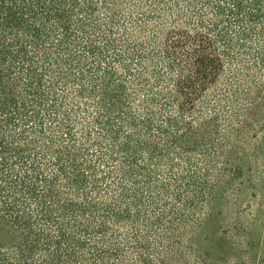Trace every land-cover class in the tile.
Here are the masks:
<instances>
[{
	"label": "trees",
	"instance_id": "obj_1",
	"mask_svg": "<svg viewBox=\"0 0 264 264\" xmlns=\"http://www.w3.org/2000/svg\"><path fill=\"white\" fill-rule=\"evenodd\" d=\"M255 125L264 0H0V264H188Z\"/></svg>",
	"mask_w": 264,
	"mask_h": 264
},
{
	"label": "rangeland",
	"instance_id": "obj_2",
	"mask_svg": "<svg viewBox=\"0 0 264 264\" xmlns=\"http://www.w3.org/2000/svg\"><path fill=\"white\" fill-rule=\"evenodd\" d=\"M245 142L247 153L230 155L231 172L203 224L183 234L188 264H264V126Z\"/></svg>",
	"mask_w": 264,
	"mask_h": 264
}]
</instances>
